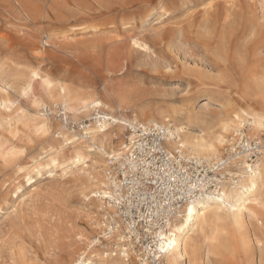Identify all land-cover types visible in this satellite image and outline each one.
Instances as JSON below:
<instances>
[{
	"label": "rangeland",
	"instance_id": "374dc122",
	"mask_svg": "<svg viewBox=\"0 0 264 264\" xmlns=\"http://www.w3.org/2000/svg\"><path fill=\"white\" fill-rule=\"evenodd\" d=\"M28 1L39 7V15L27 18L21 13L19 4ZM205 1L208 0H0V89H6L12 101L33 111L29 98L21 95V86L34 68L82 89L87 102L101 98L102 87L115 83L130 90L135 105L179 108L191 104L197 109L208 101L211 106L207 110L215 111L217 95L210 94L213 99L208 98L203 87L233 95L231 92L242 83L241 67L234 58L241 42L232 48L226 44L229 49L225 63L215 56L220 37L223 33L227 36L229 30L242 29L251 19L259 17L258 22L264 24V0H235L233 5L214 0L213 8L204 13ZM162 8L169 9L170 15L160 21L156 13ZM46 34L50 39L45 38ZM131 36L148 41L150 51L132 49ZM251 38L248 36L244 44ZM118 61H122L123 70L109 74L112 63ZM80 107L73 114L64 110L62 103L52 105L47 111L49 135L35 133L22 124L11 132L0 124V199L6 195L11 202L9 193L13 185L22 181L24 169L60 132L66 137L75 135L85 145H98V136L88 129L99 124L97 118L102 116L114 127L112 118L119 116L102 110L85 113L86 106ZM64 111L68 115L66 124L60 118ZM120 133L125 141L124 135L129 134L126 127ZM13 145L19 154L6 162L2 153ZM60 175L61 170L56 169L54 178L42 177L37 192L26 202L29 207L22 204L19 211L10 212V203L4 206L0 218V264H72L79 250H86L78 234L97 239L98 231L92 228L88 215L98 212L96 206L102 208L99 213L103 214V202L85 198L89 193L86 187ZM102 244L97 243L96 248L101 250ZM223 258L211 255L200 264H239L242 260L238 252Z\"/></svg>",
	"mask_w": 264,
	"mask_h": 264
},
{
	"label": "bare ground",
	"instance_id": "6f19581e",
	"mask_svg": "<svg viewBox=\"0 0 264 264\" xmlns=\"http://www.w3.org/2000/svg\"><path fill=\"white\" fill-rule=\"evenodd\" d=\"M213 1L203 3L204 13L213 8ZM234 1L224 0V3L233 5ZM19 8L27 18L40 14L39 7L29 4V1L20 3ZM156 14V19L160 20L163 16H169L170 10L162 8ZM258 18L249 20L240 30L227 31V36L223 33L220 43L217 41L219 45L215 56L222 62L228 60L226 52L229 47L226 44L232 48L241 42L234 58L241 67L242 83L237 89L230 91L233 95H225L215 87H203L208 98L213 99L210 94L217 95L215 111H209L210 108L207 110L211 106L208 101L202 102L197 109L191 104L179 108L135 105L130 90L115 83L109 88L105 85L102 87L101 98L87 102L86 93L82 89L65 81L55 80L34 68L29 70L21 86V95L29 98L28 104L33 111L30 112L19 105L20 102L9 99L6 89L1 87L3 98H0V124L11 132L22 124L35 133L49 135L51 126L47 110L52 105L55 107L62 103L63 109L73 114L82 108L80 105L86 106L85 113L100 110L118 113L119 116L112 118V122L119 133L109 125L104 116L97 118L99 124L88 129L94 137L98 136V145H85L75 135L66 137L65 133L60 132V136L53 137L52 142L43 148L40 157L32 159L30 166L24 169L22 181H18L8 192L11 202L6 195L0 199V218L3 216L1 212L4 206L9 203L10 212H17L22 204L27 206L26 202L38 189L37 183L45 175L54 178L56 169L61 170L60 178H69L86 187L89 193L84 195L85 198L101 202V190L106 185V168L110 162L124 155L127 140L131 141L136 137L138 128L149 130L155 127L161 132L165 145L170 150H179L199 159L214 160L222 157L230 147L233 149L235 133L248 125L249 138L259 139L261 147L258 151L261 156L254 162L247 160V154L239 153L232 157L229 173L236 176V179L224 180L217 193L186 202L172 218L168 230L162 233L163 241L158 246V258L162 264H200L201 261H208L211 255H223L225 258L238 252L242 256L239 264H261L264 257V24L259 23ZM138 36L129 38L130 47L149 52L148 41ZM248 36L252 38L245 45L244 40ZM45 38L50 39V34H46ZM123 68L122 61L113 62L108 73H117ZM66 111L60 117L64 124L68 122ZM122 127H126L127 131L128 127L131 128L129 134L124 135L125 141L118 135L121 134ZM13 146L2 153L6 162H12L19 154L18 149ZM249 148L250 145H247L246 153L251 154ZM96 208L98 212L90 213L88 217L94 231L100 234L103 216L107 213L115 216V211L111 206L104 205V213L101 214L99 210L102 211V208ZM77 238L86 243V250H79L77 259L72 264H135L133 258L124 259V251L110 249L109 241L102 244L100 250L96 248L97 239L84 237L83 234H78ZM121 238L119 234L116 235V240Z\"/></svg>",
	"mask_w": 264,
	"mask_h": 264
},
{
	"label": "built area",
	"instance_id": "2783aa9c",
	"mask_svg": "<svg viewBox=\"0 0 264 264\" xmlns=\"http://www.w3.org/2000/svg\"><path fill=\"white\" fill-rule=\"evenodd\" d=\"M136 130V137L126 142L124 155L106 168L102 202L114 209L115 216H103L97 240L99 244L109 241L110 249L124 251V259L133 258L136 264H162L158 258L162 233L182 206L217 193L224 180L236 179L229 173L232 157L247 154V160L254 162L261 156V146L258 138H249L245 125L235 133L233 149L218 159L205 160L168 149L155 127ZM247 145L251 154L246 153ZM118 234L122 238L116 240Z\"/></svg>",
	"mask_w": 264,
	"mask_h": 264
}]
</instances>
